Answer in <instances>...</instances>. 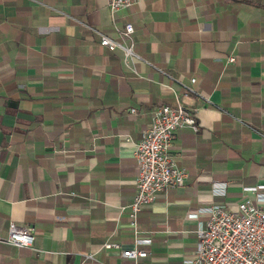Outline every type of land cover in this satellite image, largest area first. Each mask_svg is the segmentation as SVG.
Wrapping results in <instances>:
<instances>
[{"label": "crops", "instance_id": "crops-1", "mask_svg": "<svg viewBox=\"0 0 264 264\" xmlns=\"http://www.w3.org/2000/svg\"><path fill=\"white\" fill-rule=\"evenodd\" d=\"M176 101L196 110L170 148L187 179L138 213L144 264H185L189 213L264 186V0H0V264H134L103 245L132 246L134 146Z\"/></svg>", "mask_w": 264, "mask_h": 264}, {"label": "built area", "instance_id": "built-area-1", "mask_svg": "<svg viewBox=\"0 0 264 264\" xmlns=\"http://www.w3.org/2000/svg\"><path fill=\"white\" fill-rule=\"evenodd\" d=\"M140 0H107L111 13L136 5ZM133 32L130 23L124 25L121 34L125 37ZM101 45L110 50L122 47L119 43L100 34ZM126 61L132 57L131 49L122 47ZM228 61L233 62L234 57ZM194 79H191L193 82ZM190 89V88H189ZM139 111L130 108L128 116L135 117ZM194 109L186 108L176 101L175 105H161L149 111L150 124L141 132L135 144L133 157L136 162L135 193L128 206L130 228L134 232V242L130 248L123 249L119 243L106 242L105 249H114L120 256L144 264L148 256L141 246L149 245L151 239L140 237L137 231L138 213L150 206L158 194L169 188L182 187L187 179V171L180 168L171 155L174 133L183 127L196 130ZM264 186L247 188L252 196H245L235 203H216L198 208L187 215L188 220L199 221L195 234L196 248L191 256L184 259L185 264H264ZM8 243L30 247L34 241V229L30 225L11 223Z\"/></svg>", "mask_w": 264, "mask_h": 264}]
</instances>
